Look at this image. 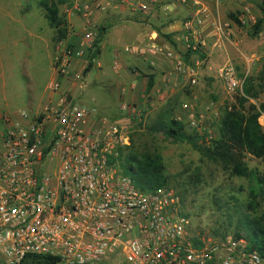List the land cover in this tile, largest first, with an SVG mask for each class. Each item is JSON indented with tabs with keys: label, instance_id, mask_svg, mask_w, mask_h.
Wrapping results in <instances>:
<instances>
[{
	"label": "built area",
	"instance_id": "2783aa9c",
	"mask_svg": "<svg viewBox=\"0 0 264 264\" xmlns=\"http://www.w3.org/2000/svg\"><path fill=\"white\" fill-rule=\"evenodd\" d=\"M157 1L70 2L65 11L79 24L68 26V37L56 46L55 77L47 87L51 95L36 111L0 112V264H28L39 256L59 264H264L244 237L198 238L201 243L195 244L173 191L164 186L142 191L119 168L118 148L129 143L125 126L61 91L73 61L94 49L98 28L105 24L102 14L119 6L149 13ZM205 15L196 7L184 21L187 50L202 43L197 25ZM237 19L240 25L253 19L248 6ZM226 25L215 27L224 34ZM156 39L148 52L162 55L195 84L172 44ZM218 76L242 94L248 72L227 62ZM258 121L264 126V112Z\"/></svg>",
	"mask_w": 264,
	"mask_h": 264
},
{
	"label": "rangeland",
	"instance_id": "374dc122",
	"mask_svg": "<svg viewBox=\"0 0 264 264\" xmlns=\"http://www.w3.org/2000/svg\"><path fill=\"white\" fill-rule=\"evenodd\" d=\"M72 1L52 0L57 4L59 14L66 19L67 27L79 24L65 11ZM169 2L171 12L161 13L157 8L153 11L156 19L152 27L173 21L180 24L191 17L196 7L206 6L211 12L197 25L196 39L205 44L189 51L182 49L181 40L172 43L184 68L196 79L195 84L189 82L186 73L170 64L158 76L160 83L155 85L154 79L153 88L145 91L147 81L142 76L147 73L146 68L131 59V52L123 50V44L128 41V36L119 33L124 21L113 25V20L109 19L104 25L108 29L113 27L100 42L102 51L94 57L92 69L86 74L70 72L61 91L70 93L98 115L119 120L125 126L132 147L160 153L169 181L167 188L178 197L180 212L187 215L189 234L210 242L221 239L213 230L221 232L227 223L231 224L227 235L233 236L232 229L238 217L243 211H249V180L231 175L218 164L203 158L189 143L172 141L146 127L166 110V115L183 123L187 132H198L204 140L217 135L221 114L236 92L226 87L218 76V68L230 62L239 71L248 67V76L258 73L264 61V21L257 34L253 25L258 18L264 20V2L201 0L198 5L194 0H187L184 5L177 0ZM244 6L249 7L253 19L246 25L232 21V26L231 14L238 17ZM122 13L128 18L141 16L140 12L128 8ZM115 14H119L118 11L110 8L102 15ZM217 22L227 23L225 31L233 27L236 36L218 35L214 26ZM177 33L181 39V29ZM67 37L56 35L45 18L40 0H0V112L36 111L51 95L47 87L55 77L53 56L56 46ZM118 45L123 46L117 48ZM84 59L87 62L88 57ZM137 67L140 73H135ZM259 98H264V93ZM245 162L249 168L264 173V161L260 158L246 154ZM195 175L198 182L192 180L191 176ZM262 209L257 211L260 213Z\"/></svg>",
	"mask_w": 264,
	"mask_h": 264
},
{
	"label": "trees",
	"instance_id": "16d2710c",
	"mask_svg": "<svg viewBox=\"0 0 264 264\" xmlns=\"http://www.w3.org/2000/svg\"><path fill=\"white\" fill-rule=\"evenodd\" d=\"M40 4L45 10L48 24L55 29L56 35L59 38H65L68 32L66 19L59 14L57 4L52 0H40ZM262 11H264L263 6ZM231 18L239 23L235 15L231 14ZM263 21L262 18L255 21L254 33L259 32ZM107 29L108 26L104 24L99 26L94 49L86 55L88 59L83 70L84 74L91 70L92 59L100 53V42ZM189 51L193 50L189 49ZM153 86V74H149L145 91L151 90ZM262 93H264V61L256 75L246 77L242 94L236 91L232 102L224 108L219 119L217 135L214 138L204 140L198 132H187L183 123L166 115V110L160 112L146 129L150 132L161 133L172 141H185L203 158L218 164L231 175L245 177L249 180L250 199L247 207L250 212L243 211L240 214L232 229V235L246 238L252 248L264 256V173L249 168L245 162L246 154L264 161V126L258 122V117L264 112V98H259ZM116 159L122 173L128 176L138 189L151 191L158 187H168L169 181L164 174L162 156L155 150H139L129 143V145L118 148ZM191 177L193 181H199L197 175ZM260 207H263V211L259 213L257 210ZM230 227L231 224L227 223L226 226H222L221 232L214 229L213 233L216 237L224 238ZM192 239L195 244L201 243L197 237H192ZM54 263H56L54 258L45 256L34 257L28 262V264Z\"/></svg>",
	"mask_w": 264,
	"mask_h": 264
},
{
	"label": "crops",
	"instance_id": "0c3cea01",
	"mask_svg": "<svg viewBox=\"0 0 264 264\" xmlns=\"http://www.w3.org/2000/svg\"><path fill=\"white\" fill-rule=\"evenodd\" d=\"M198 2H201V0H194L195 5H198ZM156 8L158 10H160L161 13H169L172 11L171 10V3L169 2V0H158L155 7L149 13L140 12L141 16H134L133 18H128L126 16H123L122 12L124 10H126V8H124L122 6H119L117 9H114V10H117L119 14H115V15L110 16V17L107 15H104V17H105L104 22L105 23L107 21H109V19L111 21L113 20V23H114L113 25H115L117 21H124L123 22V28L120 30L119 33L128 36V41H127V43H124L123 45L133 46L134 48H136V47L141 48V51L131 50V54L133 57L131 59L137 65H140V66L143 65V67L146 68L147 73L143 74V76H142L143 79H146V81H147L148 75L153 74V78L156 80L155 85L160 83L158 76L162 75V71H164V69L169 67L170 64H172V63L170 61H168L166 58H164L162 55L152 54V53L148 52V46L152 42V37L153 36L157 37L156 40H157V42H159L158 44H160L162 42V43H169L171 45L172 42H178L181 40L182 49H184V50L186 49L184 39H183V28H184L183 23H184V21H180V24L177 23L178 21H173L174 23L168 22V24H164L163 26H157L159 28L152 27L151 24H153L154 20L156 19L154 16L156 13L153 11ZM200 8L205 9V13H206L207 17L209 14H211L210 10H208V8L206 6H203ZM130 11H132V10H130ZM137 12H139V11H137ZM229 21L232 23V26H233L232 21H234V20L231 19ZM178 25H179V28H178ZM214 26H216V25H214ZM112 27L107 29V32L104 35V39ZM178 29H181V33H182L181 39L179 38L178 33H177ZM215 29H216V27H215ZM217 34L223 35V36H226L228 34L229 35L232 34V37L236 36L235 30L233 29V27L230 28V30L228 29V31L224 30V34H220L219 32ZM166 35H169V36L165 37ZM202 43L205 44V41H203ZM123 45H118L117 48H120V46H123ZM202 45H200L199 47H201ZM101 51L102 50L100 49V53H101ZM85 66H86V60L85 59H75L73 61L71 72L75 75L82 74ZM136 70L137 71L135 73L141 72V70L138 67ZM143 70H145V69H143ZM246 71L249 72L248 67L246 68ZM163 79H164V74H163V76H161V81ZM42 104H41V106H42Z\"/></svg>",
	"mask_w": 264,
	"mask_h": 264
}]
</instances>
